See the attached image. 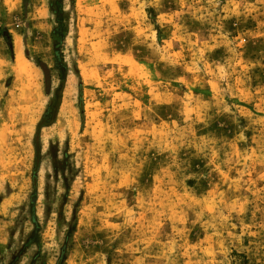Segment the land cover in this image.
Listing matches in <instances>:
<instances>
[{"label": "rangeland", "instance_id": "rangeland-1", "mask_svg": "<svg viewBox=\"0 0 264 264\" xmlns=\"http://www.w3.org/2000/svg\"><path fill=\"white\" fill-rule=\"evenodd\" d=\"M0 264H264V0H0Z\"/></svg>", "mask_w": 264, "mask_h": 264}, {"label": "trees", "instance_id": "trees-1", "mask_svg": "<svg viewBox=\"0 0 264 264\" xmlns=\"http://www.w3.org/2000/svg\"><path fill=\"white\" fill-rule=\"evenodd\" d=\"M51 8L53 9L52 6ZM64 34H65V27L63 26V19L61 16L58 19V27L53 31V35H55L58 38V41H62ZM56 69L59 71V79H60L61 85L55 92L49 104L47 105L46 110L43 113L41 121L38 125L39 129L48 127L54 123L57 113H58L60 103H61L65 66L62 64L61 61H59L56 63ZM36 139H38V137Z\"/></svg>", "mask_w": 264, "mask_h": 264}, {"label": "bare ground", "instance_id": "bare-ground-1", "mask_svg": "<svg viewBox=\"0 0 264 264\" xmlns=\"http://www.w3.org/2000/svg\"><path fill=\"white\" fill-rule=\"evenodd\" d=\"M15 50H16V52H17V59H18V62L22 59L20 56H19V54H20V52H19V45L15 42ZM21 58V59H20ZM20 64V63H19ZM19 66V65H18ZM20 71V70H19ZM21 72H23V71H21ZM25 72H26V70H25ZM24 72V73H25ZM31 94H32V92H31ZM33 98V97H32Z\"/></svg>", "mask_w": 264, "mask_h": 264}]
</instances>
